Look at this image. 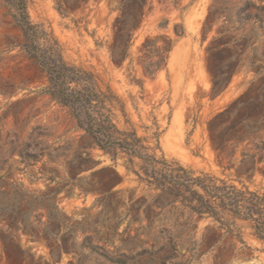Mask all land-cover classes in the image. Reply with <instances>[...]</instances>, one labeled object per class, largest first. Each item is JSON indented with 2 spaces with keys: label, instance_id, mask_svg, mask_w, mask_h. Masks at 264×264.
<instances>
[{
  "label": "rangeland",
  "instance_id": "1",
  "mask_svg": "<svg viewBox=\"0 0 264 264\" xmlns=\"http://www.w3.org/2000/svg\"><path fill=\"white\" fill-rule=\"evenodd\" d=\"M115 4L117 0H110ZM213 0H147L141 27L133 35L130 57L122 66L109 58L107 44L113 33L112 24L118 11L110 9L109 0H85L62 16L54 0H28V14L33 23L51 29L61 43L69 63L93 69L123 99L128 117L138 135L150 145L152 132H159L157 154L175 159L196 170L235 179L234 168L222 171L210 146L207 121L227 106L249 86L252 71L239 70L227 88L211 95V79L205 66V48L216 33L213 24L206 33L203 22ZM228 6L236 0H226ZM256 4L264 0H252ZM263 1V2H261ZM230 3V4H229ZM182 27L177 36L174 26ZM155 40L157 45L171 40L172 48L166 66L155 75L143 72L140 56L142 43ZM22 33L14 24L10 11L0 0V195L3 205L11 203L32 208L27 210L44 221L63 214L70 220L61 231L75 233V247L90 235L98 253L121 260L119 264H218L217 248L189 259L183 244L191 239L200 244L212 236L216 224L210 219H195V228L187 234L167 210L155 207L147 215L143 209L126 210L131 203L149 194L126 173L118 156L115 163L94 144L90 135L77 126L70 111L52 100L41 89L46 79L36 64L20 48ZM123 126V118L119 117ZM239 157V153L237 154ZM262 165V164H260ZM112 166L123 177L114 190L122 192L110 201L100 191L107 184V171ZM252 189L264 190V174L255 170L251 179H243ZM236 184L238 182L234 181ZM131 199V200H130ZM161 212V213H160ZM159 213V214H158ZM246 246L224 237L220 255L222 264H264V241L249 226L237 221ZM21 246L36 264H79L72 254L50 257L49 247L41 240L17 233ZM169 239L180 245H165ZM233 243V245H231ZM49 246L55 247L52 242ZM84 264H112L98 253L84 250ZM0 264H19L7 260L0 244Z\"/></svg>",
  "mask_w": 264,
  "mask_h": 264
},
{
  "label": "trees",
  "instance_id": "2",
  "mask_svg": "<svg viewBox=\"0 0 264 264\" xmlns=\"http://www.w3.org/2000/svg\"><path fill=\"white\" fill-rule=\"evenodd\" d=\"M2 1L22 33L20 48L46 79L41 92L66 107L77 126L90 135L95 146L108 155L113 163L118 156H125L123 166L126 173L134 174L135 180L149 194V200L144 195L135 199L131 208L126 210L128 213L143 209L147 215L155 207H169L167 211L175 216V220L184 218L181 225L187 234L195 228V219L210 218L216 226L212 236L205 241L204 250L199 251L203 242L197 243L191 239L183 242L189 249L190 260L217 248L219 253L215 259L219 261L215 263L222 264L220 253L224 249V237H228L231 242L236 239L241 247L246 246L237 221L246 223L252 234L264 241V190L252 189L243 180L251 179L256 169L264 174L263 3L236 0L228 6L226 0H213L203 22V32L206 33L224 17L205 48L211 95L217 96L223 92L234 73L241 69L254 74L244 92L206 123L208 139L218 166L222 171L235 170V179H228L185 166L175 159L166 158L163 153L157 154V150H160L157 127L152 132L155 143L150 145L145 137L138 135L128 117L125 102L112 87L93 69L67 62L62 45L52 30L31 21L28 0ZM54 1L55 9L65 16L70 12L68 9L74 10L85 0ZM146 5L147 0H117L113 5L109 0L110 9L118 11L112 24L113 33L106 46L114 64L122 66L130 57L133 35L142 25ZM174 32L177 36L184 34L183 28L176 25ZM171 48V40L164 39L157 45L155 40L146 39L142 43L139 60L143 72L153 76L164 68ZM119 117L123 118V126L119 125ZM101 170L107 171L108 185L100 193L103 199L107 197V206H110L112 198L122 192L114 190V187L122 182L123 177L112 166ZM3 194L0 190V195ZM25 208L30 210L32 204L3 205L0 198V244L7 260L19 264H36L30 252L21 246L18 232L33 240L43 241L49 247L52 259L59 258L64 252L72 254L79 264H84V250L90 254L98 253L95 245L90 243V235H85L77 248L74 231H61V224L70 220V217L60 214L42 221ZM48 242H52L55 247L49 246ZM180 244V241L172 239L165 242L171 247ZM98 255L112 264L121 261L109 254Z\"/></svg>",
  "mask_w": 264,
  "mask_h": 264
}]
</instances>
